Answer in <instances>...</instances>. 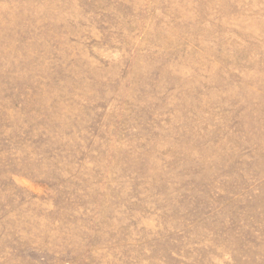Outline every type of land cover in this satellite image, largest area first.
Listing matches in <instances>:
<instances>
[{"label":"rangeland","instance_id":"rangeland-1","mask_svg":"<svg viewBox=\"0 0 264 264\" xmlns=\"http://www.w3.org/2000/svg\"><path fill=\"white\" fill-rule=\"evenodd\" d=\"M0 264H264V0H0Z\"/></svg>","mask_w":264,"mask_h":264}]
</instances>
